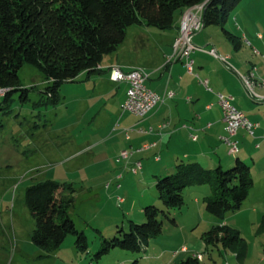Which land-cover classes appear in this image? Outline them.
Instances as JSON below:
<instances>
[{"label":"rangeland","instance_id":"obj_1","mask_svg":"<svg viewBox=\"0 0 264 264\" xmlns=\"http://www.w3.org/2000/svg\"><path fill=\"white\" fill-rule=\"evenodd\" d=\"M202 3L205 5V2ZM223 27L237 35L245 33L247 38L255 34L264 37V0H241L222 25L203 27L196 31V35L210 32L214 40L227 41L228 34ZM147 28L150 33L143 29L144 34L151 42L163 39L161 34L170 33L152 26ZM133 41V37L128 35L119 54L124 53L133 63H141L144 54L137 56L127 51ZM245 46L244 51L250 54L249 45ZM253 48L264 58L262 47ZM210 58L211 62L220 65L218 59ZM263 58L260 73L264 72ZM18 76L20 88L11 92L7 102L4 95L0 96V227L9 225L13 216L15 226L20 227V238L24 243L28 242L25 235H29L34 228L35 219L25 203V188L44 179L71 182L74 191L68 213L76 227L84 231L88 245L85 251L77 249L75 236L70 234L58 250L47 257H39L43 251L31 241L37 252L32 254L25 244L29 254L26 256L15 252L14 243H8L3 249L6 252L4 264H175L196 253L202 255L199 259L201 264H264V227L261 224L264 213V163L256 160L262 152L254 154L252 146L243 150L241 142L240 152L230 155L232 164L223 166L224 169L231 167L236 157L249 165L254 184L240 209L223 216L213 215L205 209L204 202V198L211 194V186L208 183L186 186L183 205L172 210L168 217L160 215L162 231L151 238L142 251L112 247L108 252L99 253L103 238L119 236V229L128 231L131 221L138 224L145 221L144 206L164 208L155 183L174 168L166 164V155L163 154L159 163L140 158L141 167L134 173L131 168L138 160L132 164H128L127 160L116 162L113 151L117 148L109 142L91 152H79L85 140L93 142L101 136L107 137L108 130L121 112L130 114L122 111L119 105L125 81L119 83V96L112 95L102 101L95 97L100 87L93 92L91 85H82L83 81H66L58 88L59 99L54 103L44 92L47 82L37 67L25 63L18 70ZM257 79L264 80V77ZM243 90L246 94V89ZM113 96L117 101L114 107L110 100ZM108 101L112 104L106 112L101 108ZM124 147L129 150L127 144ZM203 165L207 167V164ZM118 197L123 198L120 204ZM222 224L239 230L243 239L240 248L229 249L221 243L205 244L203 233L214 225ZM182 247H186L187 251H182ZM237 253H243L242 257H237Z\"/></svg>","mask_w":264,"mask_h":264},{"label":"trees","instance_id":"obj_2","mask_svg":"<svg viewBox=\"0 0 264 264\" xmlns=\"http://www.w3.org/2000/svg\"><path fill=\"white\" fill-rule=\"evenodd\" d=\"M240 1L0 0V87L7 89L4 101L20 88L18 70L25 63L40 70L47 81L44 92L55 103L59 99L60 85L74 80L82 72L98 71L103 57L124 41L129 26L168 30L174 26L176 14L202 2H205L203 27L222 25ZM223 30L237 47L234 35L224 27ZM204 183L211 186V194L204 198L205 209L223 216L242 207L254 179L249 165L239 157L226 169L221 165L210 168L198 161H180L171 173L156 180L158 198L164 208L144 206L145 221L139 224L131 221L128 231L119 229V236L103 238L99 253L108 252L112 247L142 251L151 238L161 233L160 215L168 217L172 210L183 205L184 188ZM66 191L68 193L64 194ZM73 191L71 182L54 179L39 180L25 188V203L35 219L30 239L43 251L39 257L58 250L70 234L75 236L77 249H87L84 231L76 227L68 213ZM261 224L264 227V213ZM202 239L206 245L221 243L233 250L243 244L239 230L228 224L212 226L203 233ZM262 254L264 256V245ZM242 255L237 253L236 256L241 258ZM175 264L201 263L189 255Z\"/></svg>","mask_w":264,"mask_h":264},{"label":"crops","instance_id":"obj_3","mask_svg":"<svg viewBox=\"0 0 264 264\" xmlns=\"http://www.w3.org/2000/svg\"><path fill=\"white\" fill-rule=\"evenodd\" d=\"M180 19L181 14L175 16L174 26L168 29L170 33L161 34L164 35V38L154 42L148 40L144 34L145 31L150 33L147 30V27L150 26H129L126 29L124 41L114 52L103 57L98 71L82 72L74 80L69 81L80 80V83L83 81L82 85L85 84L87 87L91 85L93 92L96 87H100L101 89L95 92V97L102 101L112 95H118L120 91L119 83L121 81H113L109 78L111 66L118 65L124 71L133 67H141L149 74L146 85L149 81L147 86L163 97L162 102L144 117L140 118L131 113L121 112L113 127L108 130V136L104 138L101 136L99 140L93 142L85 140L86 143L79 150L81 154L91 152L100 145L109 142L110 145L113 144L117 148L113 151V158L116 162L121 161L116 160L119 152L128 150L124 147V144H127L129 155L122 160H127L128 164H132L135 160L141 162L140 158L152 159L153 162L159 163L163 160V154L166 155V164H170V168H174L180 161H198L202 165L207 164L206 166L210 168L232 164L233 160L230 155L233 154L228 152L227 145L219 139V135L225 134L222 109L216 96V92L220 91L223 94L233 96V104L242 110L251 121L258 124L255 129V136L252 137L244 128H239L234 138L238 141V146L239 142L242 143L243 150L252 146L255 149L254 154L262 152L256 160L264 163V121L262 119L264 118V100H256L247 92L245 94L240 78V74L252 73V76L255 75L253 79L256 84H254L253 89L264 95V87L261 86L260 88L257 84V77H264V72L260 73L259 71L262 67L263 57L256 54L258 50L255 49V53L253 48L258 46L264 49V37L255 34L251 38H247L245 33L237 35L228 30L230 34L234 35L237 44L235 47L229 37L227 40L229 42L219 39L216 41L210 36V32L199 35L194 32L192 40L196 45L202 46L206 50L215 48L218 54L226 56L228 63L223 62L206 50H196L191 54L194 64L193 72L189 73L182 60L172 57L173 41L179 31ZM128 35H131L134 41L129 44L127 51L137 56L144 54L145 57L141 63L137 61V63H133L124 53L119 54L124 49L121 47H125ZM245 45H249L251 55L244 51ZM113 53L117 54L110 56ZM254 53L255 55H253ZM210 57L218 59L221 66L211 62ZM205 80L207 87L211 89L206 87ZM125 84L119 97V105L125 98L126 81ZM110 100L113 104L108 101L101 109L107 112L110 104L113 107L116 106L115 97L113 96ZM86 110L89 109L86 108ZM161 124L164 125L161 127ZM191 135L195 138H192ZM249 136L250 138H247ZM143 143H151L152 145L142 151L140 147ZM252 159L254 160L253 157ZM12 218L13 216L9 225L3 224L0 227V264L5 263L6 252L3 249L8 243L9 245L14 243L16 245L14 246L15 252L25 256L26 254L29 255L25 250V244L30 248L29 250H32V254L37 252L29 242L31 241L30 234L25 235L28 240L26 243L20 238L18 233L20 227L15 226ZM31 243L33 242L31 241Z\"/></svg>","mask_w":264,"mask_h":264},{"label":"built area","instance_id":"obj_4","mask_svg":"<svg viewBox=\"0 0 264 264\" xmlns=\"http://www.w3.org/2000/svg\"><path fill=\"white\" fill-rule=\"evenodd\" d=\"M204 7L195 6L193 10H184L181 14V22L179 25V31L173 41V54L174 59L182 60L186 70L189 73L193 72V58L191 54L196 50H206L202 46H198L193 43L192 35L194 32L203 28L202 13ZM213 56L221 59L223 62L228 63L225 55H220L212 48L206 50ZM259 52V51H258ZM148 72L141 67H133L128 71H124L120 66L114 65L109 68V78L113 81H126L127 88L125 92V98L121 103L122 111H128L137 117L146 116L151 110H153L163 97L156 91L152 90L146 85L148 79ZM250 77L240 75L242 84L246 89V92L256 100H264V95L257 93L255 89L250 88ZM259 81V87L264 85V80ZM207 87V81H204ZM208 89H211L207 87ZM6 88L0 90V96L4 95ZM218 103L222 109L223 120L225 122V134L219 135V139L227 145L228 152L230 154H237L239 152L238 141L234 138L239 128H244L250 136H255V129L257 123L251 121L249 117L243 111H236V106L233 104V96L228 95V98H221V92H216ZM164 124H161V127ZM126 136L128 132L126 130ZM192 138L195 136L191 135ZM264 142V136H263ZM151 143H143L140 150L147 149L151 146ZM129 155L128 150H121L116 158L117 161L127 158ZM141 167V162L138 160L135 162L131 171L136 173ZM123 202V198L118 197V203ZM182 251H187L186 247H182ZM192 256L200 259L202 255L200 253L193 254Z\"/></svg>","mask_w":264,"mask_h":264},{"label":"bare ground","instance_id":"obj_5","mask_svg":"<svg viewBox=\"0 0 264 264\" xmlns=\"http://www.w3.org/2000/svg\"><path fill=\"white\" fill-rule=\"evenodd\" d=\"M195 6H197V7H204V3H199V4H196V5H193V6H191V7L186 8L185 10H193ZM245 76H252V73L246 74ZM254 84H256V81H254L253 77H250V88L253 89ZM257 84H259V81L257 82ZM261 86L264 87V85H261ZM1 89H2V88L0 87V90H1ZM221 98H228V95L223 94V93L221 92ZM236 111H242V110H240V109H238V108L236 107ZM233 155H235V154H233Z\"/></svg>","mask_w":264,"mask_h":264}]
</instances>
